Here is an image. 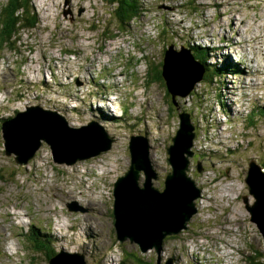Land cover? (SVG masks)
Wrapping results in <instances>:
<instances>
[{"label":"rangeland","instance_id":"374dc122","mask_svg":"<svg viewBox=\"0 0 264 264\" xmlns=\"http://www.w3.org/2000/svg\"><path fill=\"white\" fill-rule=\"evenodd\" d=\"M7 1L0 0V10ZM33 3L38 27L21 32L17 50L5 49L0 58V264H50L25 237L33 225L42 231L35 239L47 238L53 256L78 252L86 264H157L155 249L141 253L118 241L113 185L131 164L130 136L146 134L159 173L154 186L164 187L167 147L183 111L196 126L189 174L203 195L189 229L163 242L165 261L264 264V238L243 201L244 195L254 201L245 182L250 159L264 167V0H141L140 16L124 30L106 0ZM166 45H198L211 61L194 90L177 96L176 107L154 77ZM207 45L218 51L212 48V55ZM222 54L235 66L225 77L227 95L213 76L228 67ZM32 105L57 111L70 126L97 121L116 141L73 165L56 163L43 142L28 165H19L5 152L1 119ZM60 221L67 222L64 229Z\"/></svg>","mask_w":264,"mask_h":264},{"label":"water","instance_id":"95a60500","mask_svg":"<svg viewBox=\"0 0 264 264\" xmlns=\"http://www.w3.org/2000/svg\"><path fill=\"white\" fill-rule=\"evenodd\" d=\"M204 74L203 65L188 48L177 50L174 45L169 46L164 57L163 75L174 105L177 106V96L189 95ZM178 117L179 127L167 147L171 170L166 174L164 187L154 186L153 180H158L159 173L153 164L152 146L146 134L130 136L131 164L113 185V216L119 242L129 241L137 245L141 253L155 249L157 264H174L172 258L163 262V242L167 237L189 229V222L198 212L197 201L203 195V190L189 174L196 153L193 149L196 126L190 112H180ZM1 128L6 154L15 155V161L22 166L29 164L43 142L51 147L56 163L73 165L110 150L116 141L97 121L70 126L63 115L40 105L28 106L4 119ZM197 170H203L200 162ZM142 176L145 177L143 185L140 183ZM245 182L254 201L247 195L243 196V201L251 221L258 225L264 238V168L256 159L249 162ZM69 206L77 208L74 203ZM67 255L70 259L58 258L61 256L58 254L49 262L86 264L84 256L78 252Z\"/></svg>","mask_w":264,"mask_h":264},{"label":"trees","instance_id":"16d2710c","mask_svg":"<svg viewBox=\"0 0 264 264\" xmlns=\"http://www.w3.org/2000/svg\"><path fill=\"white\" fill-rule=\"evenodd\" d=\"M106 2L109 5H115L112 8V14L114 15L117 25L120 26L121 30H124L125 26L128 27L127 24H129L130 22L136 21V19L140 16L141 10L143 8L141 4V0H106ZM39 23H40V17L38 15L36 7L34 6L33 0H8L6 3H4V5L0 10V58L5 49H10L12 51L17 50V44L20 43L19 41L20 33L27 31L29 29L33 30L37 28ZM183 46L188 48L191 51V53L195 56V58L197 57V55H200L202 60H199L197 58L196 59L203 65L204 69L208 68V66L211 64V61L207 55V50H206L207 57H205L204 50L200 46L198 45H192L190 47L189 45H187L188 47L186 45ZM168 49L169 47L167 48L166 45L163 50L164 52L163 59L161 56H159V59L157 61V68L154 70V77L159 81L163 82L164 85L166 86V89H168V87H167V81L163 75V65H164L165 53ZM227 64L229 67L232 68V70L235 68V66L229 63ZM212 66L217 68L219 65L218 66L212 65ZM217 71H218L216 73L217 78L215 73H213V76H215L214 79L218 83L217 85L218 89L221 90L223 89L221 93L225 94L224 92L225 80L221 79L219 75V73L223 71V69H219ZM214 88H216V85H214ZM167 94L169 96V92ZM174 106L176 107V105ZM4 119L5 118H2L1 120L3 121ZM16 175L17 173H14V176ZM41 232L42 231H40L39 226L33 225L31 227L30 234L27 236L25 235V237L27 238V241L29 243L35 242L34 247L36 248V251H39L40 253H44L47 256V259L49 260L51 257H53V254L56 252H51L49 250L50 241L47 238H44L41 241H37L35 239L37 234H40ZM43 236L47 237V233L44 234ZM170 237H178V234ZM127 256H129V259L131 258V254L128 252H127ZM136 257L140 259L138 255H135V258ZM162 260L163 262L165 261L164 256H162ZM124 263L125 261H122L119 264H124Z\"/></svg>","mask_w":264,"mask_h":264},{"label":"bare ground","instance_id":"6f19581e","mask_svg":"<svg viewBox=\"0 0 264 264\" xmlns=\"http://www.w3.org/2000/svg\"><path fill=\"white\" fill-rule=\"evenodd\" d=\"M236 22V20H234V18L232 19V21L230 22V24L232 25V24H234ZM255 39V38H254ZM211 40V39H210ZM209 40V41H210ZM208 41V42H209ZM210 42H214V41H210ZM212 44V43H211ZM207 47V49H209L210 50V52L212 53V55H214L215 54V52H217L218 51V49L217 48H213L211 45L209 46V45H207L206 46ZM215 50V52H214V50ZM227 56L229 57V55L227 54ZM220 57H222L224 60H226L227 62H225L224 61V64H227V63H229V62H232V61H229V60H227L228 58L226 57V56H224L223 54L222 55H220ZM219 64H221V62L219 61V59L217 58V60H216V62H215V66H218ZM224 64H223V66H224ZM221 68V67H220ZM242 68V67H241ZM240 68V69H241ZM222 69H223V71H221L220 73H219V75H220V77H221V79H224L225 80V88H224V92H225V94L227 95V91H228V84H229V78H226L225 79V77H226V75L227 74H229V75H231L232 74V68L231 67H227V68H224V67H222ZM242 70H243V68H242ZM242 74H244V70L242 71ZM245 74H246V72H245ZM253 80V79H252ZM254 81V80H253ZM202 85V84H201ZM218 88V87H217ZM234 93V92H233ZM232 94V93H231ZM231 94H228L229 96H231ZM115 101V100H114ZM74 105V104H73ZM185 106V105H184ZM227 105L226 104H224L223 106H222V108H221V111H222V109H223V107H226ZM233 106H235V108H238L237 106H236V104L235 105H233ZM229 108V107H228ZM125 119V118H124ZM110 127H112V126H110ZM14 130V129H13ZM13 130H11V131H13ZM67 222H65V221H60V223L58 224V225H60V227L62 228V229H64V225L63 224H66ZM94 224V223H93ZM68 226V225H67ZM71 227H73L72 225H70ZM69 227V226H68ZM75 227V226H74ZM57 230V229H56ZM77 230H79V234H80V231H82V229L81 228H77ZM91 234V233H90ZM76 237H80L78 234L76 235ZM95 239H98V237H95ZM62 256V255H61ZM61 256H59L61 259H62V257ZM58 257V258H59Z\"/></svg>","mask_w":264,"mask_h":264},{"label":"clouds","instance_id":"9594fccd","mask_svg":"<svg viewBox=\"0 0 264 264\" xmlns=\"http://www.w3.org/2000/svg\"><path fill=\"white\" fill-rule=\"evenodd\" d=\"M191 52V51H190ZM205 73H206V70H205ZM204 76H205V74H204ZM10 118V117H9ZM163 250H164V248H163Z\"/></svg>","mask_w":264,"mask_h":264},{"label":"flooded vegetation","instance_id":"af4514ba","mask_svg":"<svg viewBox=\"0 0 264 264\" xmlns=\"http://www.w3.org/2000/svg\"><path fill=\"white\" fill-rule=\"evenodd\" d=\"M250 160H252V159H250ZM250 162V161H249Z\"/></svg>","mask_w":264,"mask_h":264}]
</instances>
